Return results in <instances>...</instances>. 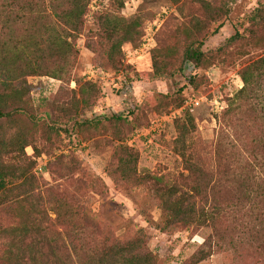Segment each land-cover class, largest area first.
<instances>
[{"label": "rangeland", "instance_id": "rangeland-1", "mask_svg": "<svg viewBox=\"0 0 264 264\" xmlns=\"http://www.w3.org/2000/svg\"><path fill=\"white\" fill-rule=\"evenodd\" d=\"M15 2L43 5V0ZM117 6L116 0L89 1L83 30L73 37L78 60L70 79L28 78V110L0 121L2 162L35 177V183L28 181L24 190L35 188L34 203L39 201L48 210L50 220L45 224H51L50 239L62 230L54 224L55 205L63 210L82 206L92 211L100 227L81 235L90 241L89 247L141 237L157 264H264V206L255 200H246L237 215L205 226H173L161 211L172 187L187 191L196 186L202 206L213 205L215 199L237 203L234 187L224 186L217 171L220 162L237 171L255 163L249 154L255 140L249 115L237 117L241 121L236 148L228 144L219 148L216 143L223 114L244 86L236 76L264 56V0H124L122 9ZM103 15L139 19L141 37L121 49L113 48ZM49 22L32 16L4 38L15 46L17 40L31 37L46 50ZM205 36L202 51L207 63L200 66L191 88L186 78L193 67L188 64L181 72L179 60L171 65L170 56L177 59L189 44ZM149 37L153 48L126 57ZM42 57L48 71L61 64L47 52ZM91 66L109 72L127 70L131 89L115 88L111 79L88 82ZM210 68L216 70L213 81L205 74ZM197 99L202 104L191 112L185 105ZM214 99L224 103L221 114L213 111ZM180 131L185 133L183 140ZM20 137L31 145L25 155ZM120 145L130 149L127 155L133 157L126 167L129 180L118 172L121 162L128 160ZM182 153L190 165L199 167L194 176ZM261 153L259 144L256 155L261 158ZM20 206L13 199L0 205V227L18 223L24 213ZM71 222L84 223L81 217Z\"/></svg>", "mask_w": 264, "mask_h": 264}, {"label": "trees", "instance_id": "trees-1", "mask_svg": "<svg viewBox=\"0 0 264 264\" xmlns=\"http://www.w3.org/2000/svg\"><path fill=\"white\" fill-rule=\"evenodd\" d=\"M89 1L64 0L63 4H59V0H43V5H39L38 2L33 5L30 2L17 4L15 0H0V38L10 36L19 23L24 24L26 19L32 16H36V19L39 17L50 19L47 26V33L50 32L49 46L46 50L43 49L41 42L32 40L31 37L17 40L20 42L15 46H12L7 38L0 42V121L10 118L16 112L26 113L28 110L31 95L28 78L50 76L61 82L58 77L70 79L73 76L78 60L73 37L81 34L83 30ZM116 2L117 9H122L124 0ZM37 8L41 10H36ZM102 17L104 31L113 48L121 49L124 44L135 42L141 37L139 19H126L118 15ZM205 40L206 36L197 38L177 59L174 55L170 56L171 65L176 66L179 60L181 72H184L188 64L194 68L190 77L186 78L187 85L191 88L196 83L200 66L207 63V57L202 51ZM234 40L232 38L229 42ZM45 52L61 63L53 71H48L42 65V54ZM157 59L156 57L154 61ZM154 68L157 74V66ZM125 71L128 88L131 89L128 71ZM240 77L244 86L234 95L229 109L223 114L216 145L222 148L228 144L236 148L237 125L241 121V119L238 121L237 117L241 114L249 115V128L255 135L249 154L255 163H249L247 168L243 167L239 171L225 167L221 162L218 166L217 174L220 175L222 184L232 185L234 187L232 191L238 194L237 203H223L215 199L217 202H213V205L202 206L196 199L202 194L196 186L187 191L170 188V193L167 194L170 199H163L164 206L161 211L173 226L215 224L229 215L240 213L243 209L241 206H245L243 203L246 200H255L264 206V56L245 66L240 72ZM179 137L185 139V133L180 131ZM20 140L25 155V149L31 145L26 137H20ZM259 144L262 150L261 158L256 155ZM119 148L124 150L126 155L130 150L123 145ZM181 156L188 165L190 176L197 174L199 167L190 165L185 153ZM127 157L128 160L121 162L123 167L118 168V172L121 178L129 180L126 167L133 157L131 154ZM34 178L22 169H14L11 165L3 163L0 157V205H6L12 199L18 200L22 205L20 208L24 210L18 217L17 224L0 227V264H157L154 254L147 249L141 237L126 242L119 240L104 242L101 247H89L90 241L83 239L85 237L81 235L88 229L99 230L100 227L97 217L92 216V211L84 210L82 206L79 209L63 210L62 206L55 205L52 209L57 215L54 224L60 226L62 230L57 233L56 239H50L48 234L51 224L49 227L45 224L50 220L48 210L44 205L42 207L39 201L37 204L34 203L35 188L24 190V185L28 181L35 183ZM223 185L220 188L224 187ZM205 197L206 203L209 202L208 196ZM80 217L84 223L76 222L75 225L71 222L72 218ZM73 232L76 237L71 238L69 233ZM205 258V255L200 259L196 258V262H201Z\"/></svg>", "mask_w": 264, "mask_h": 264}, {"label": "built area", "instance_id": "built-area-1", "mask_svg": "<svg viewBox=\"0 0 264 264\" xmlns=\"http://www.w3.org/2000/svg\"><path fill=\"white\" fill-rule=\"evenodd\" d=\"M152 42H154L152 37L147 38L145 42L139 48L132 49V51H129L126 57L128 58L129 56H136L145 50H150L151 48L154 47V45H152ZM192 71H194V68H192ZM215 73H216V70L211 68L205 74L210 81H213V76H215ZM236 77L237 79H239V81H241L239 76H236ZM86 79L88 82H93V83H96L102 80L105 81L107 79H111V82L115 85V88L122 89L124 91L125 90L129 91L130 89L128 88L129 84L126 78V71L124 69H119L115 72H109L104 69L91 66L87 71ZM52 81L58 82L56 80H52ZM73 84L75 85V83ZM241 85H242V81H241ZM201 104H202V99H197V100L191 101L190 103H186L185 106L189 108L191 112H193L196 108L201 106ZM212 105L214 108L213 111L217 112L218 114H221L225 110L224 103L220 101L217 102L216 99L213 100Z\"/></svg>", "mask_w": 264, "mask_h": 264}]
</instances>
